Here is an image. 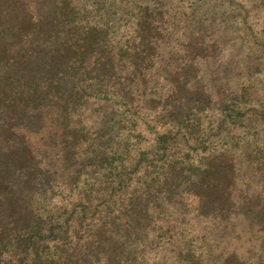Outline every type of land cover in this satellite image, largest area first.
<instances>
[{
  "label": "trees",
  "instance_id": "trees-1",
  "mask_svg": "<svg viewBox=\"0 0 264 264\" xmlns=\"http://www.w3.org/2000/svg\"><path fill=\"white\" fill-rule=\"evenodd\" d=\"M238 5L0 0V264H264V112L203 70Z\"/></svg>",
  "mask_w": 264,
  "mask_h": 264
},
{
  "label": "rangeland",
  "instance_id": "rangeland-1",
  "mask_svg": "<svg viewBox=\"0 0 264 264\" xmlns=\"http://www.w3.org/2000/svg\"><path fill=\"white\" fill-rule=\"evenodd\" d=\"M234 1L241 7H235V17L242 24L237 22L232 28L239 29L237 34L240 38L231 36L220 40L221 45L218 48L217 57L213 59L216 65L213 67L207 64L203 70L207 73L215 71V77L218 79V88L215 89L217 97L213 100V104L218 103L217 100L221 96H226L224 92L226 89L231 88L229 92H236L241 88L246 90V96L236 101L240 106V112H244V115H239V118L235 119L233 128L236 129L247 119L264 112V0ZM215 28L218 29V26ZM209 32L212 33L214 30L211 29ZM231 56L232 60L229 59ZM257 123V126L264 130L263 120ZM262 134L264 135V132ZM263 156L264 154L262 155L263 161L259 163L264 164ZM257 157L256 160H252L250 166L247 162L242 165L238 173L239 184L249 178L256 179L257 168H264L263 164L255 163L261 158L260 155ZM260 245L261 234L256 228L248 223L240 222L236 234L231 238V249H234L243 260L253 263L250 258L264 256Z\"/></svg>",
  "mask_w": 264,
  "mask_h": 264
}]
</instances>
